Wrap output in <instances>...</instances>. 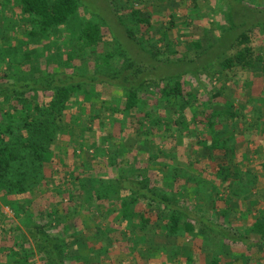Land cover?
I'll return each mask as SVG.
<instances>
[{
    "label": "rangeland",
    "instance_id": "1",
    "mask_svg": "<svg viewBox=\"0 0 264 264\" xmlns=\"http://www.w3.org/2000/svg\"><path fill=\"white\" fill-rule=\"evenodd\" d=\"M78 1V11L68 23L55 28L49 36L41 37L40 42L33 45L36 47L35 50L33 49L30 56L24 58V62H32L34 66L38 64L43 76L56 75L61 81L66 78H71L73 81L74 78L78 82L88 83L83 84L77 90L76 95L87 94L88 91L85 89L97 83L95 85L97 93L91 96L95 95L96 98H93L94 101H91L87 110L79 112L80 110L77 109L78 118L74 115V122L68 123L72 133L70 135L66 133L64 141L56 145L62 147L67 145L70 154L73 152L72 149L77 147L76 154L81 156L86 164L84 171L86 175L82 176H84V183L86 184L87 181L88 185L90 178L99 175L109 177L111 169L106 162L109 160L108 156H102L99 152L100 148L109 145L113 150L112 154L117 156L118 163L112 168L122 167L125 175L140 170V168H135L138 162L137 164H141L142 168L148 169L146 179L150 178L153 183H156L157 189L160 188V191L167 192L176 199L188 213L213 218L215 211L221 213L225 210L227 201L232 200L234 211L227 213L224 217L216 218L233 226L241 235L246 234L247 221L255 216L257 209L264 208V0ZM15 2L17 1L0 0V76L10 81L22 75L32 76L29 66L26 64V66H19L12 62L11 55L6 53L8 48L14 45L30 50L29 41L26 40L28 34L23 31L27 25L26 18ZM87 22L94 23L99 28L96 34L98 37L93 41L85 40L83 36ZM247 29H250L252 50L249 56L253 65L241 71L237 83L231 84L224 79L219 60L213 61L214 54L229 49L226 54L229 56L242 48L243 45L238 48L233 45V42L237 35ZM25 50L20 51L19 54ZM16 54L18 53H13V56ZM223 59L224 57L220 60ZM175 79H180L184 83L185 94L190 92L188 95L190 108L203 111L208 104L227 102L229 106L238 108L237 112L240 113V117L246 115V118L237 120L236 123L232 120L238 133L232 153L225 155L223 152H218L215 158L208 159L212 156L210 157V151L204 147L202 142L205 139L204 132L198 128L196 121L190 120V117L185 124L187 128L181 124L174 125V123L168 132L165 129L167 127L155 128L150 121H146V125L150 126L149 132L143 133L142 130L137 133L132 132L137 128L134 124L127 129L123 126L124 131L122 130L121 121L128 119L120 109L111 114L109 108L113 105L115 98H120L124 94V88L115 82L121 80L124 83H132L134 86H139V90L144 93V88H142L144 86H150L148 90H156L152 84H159V87L171 85ZM105 80L109 82L101 83ZM217 92L220 94L215 97ZM37 96L39 101L44 99L41 93ZM154 96L152 103L157 98V95ZM111 98H114L113 101ZM3 99L0 102V106L3 107L0 111V122L7 120L5 112L19 106L14 98L5 97ZM176 105L178 102H171L167 108L173 111L178 110L180 106L177 108ZM119 106L120 104L117 108H120ZM95 111L100 117L93 123L89 116H94ZM179 113L181 112H176L177 117ZM186 114L190 115L191 112L187 111ZM129 116L136 120L144 115L139 109H135L134 113ZM113 117L115 120L111 122ZM11 120L14 121V119ZM7 122L10 123L9 117ZM121 130L124 133L120 137ZM69 138L71 141H67ZM86 138L94 144L78 148L79 143ZM59 149L55 147L56 152ZM162 150L165 154H161ZM196 157L199 160L198 166L204 167L202 173L195 170L194 166L197 164L193 162ZM227 162L231 168L229 171L224 170L223 175L221 169L226 166ZM159 163L168 165L170 169L164 170ZM222 163L224 165L221 167ZM176 166L179 169L177 174L182 176L181 184L175 181L174 176L166 178V176H157L153 173L157 169L164 170L163 174H174ZM49 167L45 165L44 171L47 172ZM236 167L237 171L234 169ZM60 168L64 171L65 166L61 165ZM67 168L72 169L73 166L69 163ZM55 175L56 183L64 178L63 174L55 173ZM60 175H63L62 179ZM225 179L240 181L239 183L246 184V186L250 184L248 181L253 179L254 182L249 187V194H238L233 193L236 191L237 184H227ZM38 186L39 192L36 193V199L28 202L25 199L20 200L27 202V206L33 213H36L40 203L44 209L49 207V204L54 207L61 205L66 209L74 203L73 212L69 216H66L69 212L63 214L62 217L65 220L62 226L59 224V229L55 230L53 227L56 222L46 229L50 235L58 236L64 244L66 240L72 241L69 243L70 250H67L66 264H96L98 261L100 264H115L114 260L126 264L130 260L127 256L130 245L124 241H122L123 245L118 244L115 232L108 233V241L96 238L95 246L88 241L90 247L87 244H84L83 249L77 247L75 242L77 236H82L84 240L91 238L92 229H83L81 225L93 220L92 217L96 215L95 210L83 208L82 202L76 199L71 201L65 193L63 195L64 186L62 184L59 187L57 184L51 185L48 177L38 183ZM171 189H177L179 194H174L170 191ZM13 197L11 196L10 199ZM10 199L0 193L2 213L0 242L2 240L3 245L15 249V253L32 248L35 251L32 257L33 264H45L46 257L40 252L37 241L32 239L29 228L19 220L15 209L10 207L6 211V206H10L8 203ZM97 202H102L107 207L110 201L103 199ZM215 204L217 209L213 208ZM144 207L145 203L141 201L134 211ZM156 210L157 207L153 208L154 213ZM119 216L121 215L118 214L115 218L113 216L101 217L103 219L95 220V222L107 229ZM181 216L188 218L185 214ZM44 219L42 218L40 223L44 224ZM121 220L124 225L129 222L122 217ZM75 225L77 229L72 230L71 227ZM150 227L154 229L134 233L131 229L125 230L127 237L135 241L139 240L138 245L133 242L131 246L134 247L138 259L145 260L149 256L151 259L155 254L157 255L156 262L160 264H166L162 259L166 256L171 262L169 264H189L188 258L192 255L194 259L192 264H211V252L201 251L202 247L199 245L201 239L187 234L168 236L162 228L154 224ZM67 228L70 229V234L64 235ZM136 234L143 236L142 241L135 239ZM249 237L255 239L256 236L250 234ZM109 247L111 248L105 253L106 257L102 259L100 255L97 256L99 252L104 253ZM215 248L219 249L222 254L219 264H255L257 258H260L257 256L261 255L263 258L260 263L264 264V254L258 252L256 248L251 252L254 257H250L246 263L247 256L244 254L246 247L242 243L224 244L221 242L215 245ZM80 249L85 254L82 258ZM231 252H234V255L230 257ZM87 258H90V262ZM7 260L3 255L0 256V264H15ZM85 260L87 263L84 262Z\"/></svg>",
    "mask_w": 264,
    "mask_h": 264
},
{
    "label": "trees",
    "instance_id": "2",
    "mask_svg": "<svg viewBox=\"0 0 264 264\" xmlns=\"http://www.w3.org/2000/svg\"><path fill=\"white\" fill-rule=\"evenodd\" d=\"M14 1H17L15 3L19 11L26 18L25 23L27 25L23 31L28 34L26 40L27 42L29 41L28 47L30 50H25L26 48L24 47H17L14 45L9 47L6 53L11 55L10 60L19 66H29L32 76L22 75L13 81L4 78V76H0V102L4 100L3 98L5 97H11L16 100L17 105L19 104L17 108L5 112V119L8 120L9 117L10 123H8L7 120L0 122V193L4 194V196L9 199L11 196H14L12 199L8 200V203H10L9 207L13 210L15 209L19 220L29 228L32 233V239L37 241L40 252L46 257L47 261L45 264H66L67 252L70 250L69 243L72 241L66 240L64 244L59 240L58 236L50 235L46 229L47 227H51L53 222H56L55 226L53 225V227H55L54 229H59V224L62 226V222L65 220L62 217L63 214L69 212L66 215L69 216L74 208L73 203L67 207L68 209H64L61 205L60 207H54L52 204H49V207L47 206L46 209H44L43 205L40 203L36 213H33L27 206V202L37 198L39 192L38 183L42 182L45 177H48V180L51 181V185L57 184V187H59L62 184V186H64L63 195L66 194L70 197L71 201H73V199H76L78 202L81 201L83 208L88 210L94 209L96 212L95 217H92L93 220L81 225L83 229H92V232L91 238L89 237L87 240H84L82 236H77L78 238L75 239V242L79 248L83 249L84 244L89 246L88 241L92 243V246H95L96 238H98V240L105 239L108 241V233L115 232L117 236L115 239L118 240V244L123 245L122 241H124L130 245L127 250V256L130 260H128L126 264H160L156 262L155 258L157 255L155 254L151 259L149 258L150 256L146 257L145 260L138 259L134 247L131 246H133V242L138 245L139 240L135 241L133 238L127 237L125 233L127 229H131L133 233L142 230L150 231L154 229L150 227L154 224V226H158L165 230L168 236L187 234L196 239H201L199 245L202 247V250H200L211 252V264H219L222 254L219 249L215 248V245H219L221 242L224 244H244L246 247L244 254L247 256V258H245L246 263L249 261L250 257H254L251 254L253 249L256 248L258 252L264 254V208L256 210L255 216L249 219L245 224L246 234L244 233V235H241L233 226L226 224L224 220L219 221L216 218L220 216L224 217L227 213L234 211L232 200L227 201L226 207L224 208L225 210H222L221 213L216 211L213 213L212 217H215V220L205 215L188 213L186 208L176 199L168 195L167 192L160 191V188V190L157 189L155 187L156 183H153L150 178L146 179L148 169L142 168L141 164H137L138 162L135 168H140V170L126 173L125 175L122 167L117 169L112 168L118 163L117 156L114 153L112 154L113 150L109 145L105 146L109 151H106L104 146L99 149L102 156H108L109 160L106 162L111 169L110 174H108L109 177L99 175L90 178L91 181L89 185L87 181L86 184L84 183L86 164L82 161L81 156L76 154L77 147L73 148V152L70 154L67 145L62 147L56 144L62 140L64 141V135H70V133H72V131L69 130L70 125L68 123L74 122V115L75 118H78L79 115L76 116L77 109L78 111L80 110L79 112L84 111V109L87 110L91 101H94L96 96H91L93 93H97L95 89L97 83L89 85L85 89V91H88L87 94L76 95L77 90L80 89L83 84L87 85L88 83L85 81L78 82L74 78L73 81H71V78H66L61 81L56 75L43 76L38 64L34 66L32 62H24V58L30 56L33 49L35 50L36 47H33V45L38 44L41 37L49 36L55 28L68 23L71 17L78 11L79 1ZM98 30L99 28L96 24L87 22L83 30L84 39L90 41L95 40V38L98 37V35H96ZM250 44V29H247L237 35L236 40L233 42V45L238 46V48L243 45L242 48H239L235 53L229 56H226L229 49L214 54L215 58L213 61L219 60L221 69L223 70V77L225 80L231 82V84L237 83L240 79L239 76L241 75V71L249 69L253 65L251 57L249 56L252 50ZM22 50L25 51L19 54ZM13 53L18 54L13 56ZM223 57L224 59L220 60ZM73 77L77 76L73 75ZM107 81L109 82V80ZM107 81H101V83ZM120 81L121 80L117 83L115 82V84H118V86L121 84L124 88V94L120 98H111V101L114 99V103L109 108L111 114L118 112L117 109H120L122 114L128 119L127 121H121L122 130L124 129L123 126L127 129L131 124H134L137 128L132 132L137 133L140 130H142L143 133H145V131L149 132L150 126L146 125V121H150L151 125L155 128L159 126L167 127L165 129L168 132L170 131V126L174 123V125L181 124L183 127H186L187 125L185 124L190 117V120L196 121L199 126L198 128L204 132L205 141L203 140L202 142L204 143V147L210 151V157L212 156V158L208 159L212 160L215 158L218 152H223L227 155L234 151L238 133L232 124V120L236 123L237 120L240 121V119L246 118V115L240 117V113L237 112L238 108H234L231 105L229 106L228 103L225 102L224 104H208L203 111L197 108L192 109L190 108V97H188L190 92L185 94L184 83L180 79H175V82L171 85L161 87H159V84H152L156 90H148L150 86H144L142 87L144 88V93L139 90V86ZM38 93L44 96L42 101L37 99ZM219 94L220 93L217 92L214 96L217 97ZM154 95H157V98L156 101L152 103V98H155ZM79 98L81 99L80 101ZM74 102L76 106L73 104ZM171 102H178V105H176L177 108L180 106L178 110L173 111L167 108ZM119 104L120 108H117ZM1 109H3V107L0 106V111H2ZM135 109H139L140 113H143L144 116H140V119L138 118L136 120L130 117L129 115L134 113ZM14 111L15 113H13ZM187 111L191 112V114L187 115ZM176 112H181L178 117L176 116ZM99 117L96 111L94 112V116H89L90 121L93 123L95 120H98ZM11 119H14V121ZM118 119L121 120L122 118ZM114 120L115 118L113 117L111 122H114ZM93 123L92 125L94 126ZM122 130L119 133L120 137L122 133H124V130ZM223 135L226 136L223 137ZM67 141H71L70 138ZM87 144L91 145L94 144V142L86 138L83 142L79 143L78 148H83ZM55 147L60 148L58 152L55 151ZM161 154H165V152L162 150ZM69 163L73 166L72 169L67 168ZM193 163L197 164V166H194L195 170L202 173L204 167L198 166L199 160L197 157ZM45 165L50 166L47 169L49 174L46 170L44 171ZM61 165L65 166V168H63L64 171L60 168ZM159 165H162L164 170L170 169L166 164L159 163ZM223 165L222 163L221 167ZM225 165L226 166L221 169L222 174L224 170L227 169L229 171V168H231L229 162ZM174 169V174H163L164 170L161 171L157 169H155L153 173L157 176H166V178H172L174 176L175 181L177 180L181 184L180 180L182 176L177 174L179 172L178 166ZM234 169L236 171L238 170L237 167ZM55 173L64 175V178L63 175H60L61 179L63 178L61 182L56 183ZM229 173L230 172H228V174ZM136 178L140 179L137 180ZM225 181L227 184H237L235 187L236 191H233V193L235 192L238 194H249V187L254 182L252 179L248 181V184H250L246 186V184L239 183L240 181L236 182L230 179H225ZM46 183L48 184V182ZM170 188H172V186ZM170 191L174 194H179L177 189H171ZM21 199H25L27 202H21ZM103 199L110 201L107 207H105L102 202H97ZM141 201L145 203V207L138 211H134L136 205ZM156 207L157 210L154 213L153 208ZM213 208L217 209L216 204L213 205ZM35 214L38 215L39 218L38 216L36 217ZM118 214L121 215L117 219L118 221L115 220L114 224L111 223L110 227L107 229L100 227L97 222H95V220L103 219L101 217L113 216L115 218ZM181 214H185V217L188 218H184ZM0 216H2L1 211ZM121 217L129 222L124 225ZM42 218H45L44 224L40 223ZM108 220L109 219H107V221ZM71 228H73L72 230L77 229L76 225ZM78 229H80V227ZM69 234L70 229L67 228L64 235ZM250 234H255V239L250 238ZM135 236V239H141L142 241V235L136 234ZM110 248L111 247L104 253L102 251L99 252L97 256L100 255L103 259L106 257L105 253H107ZM233 253L234 252H231L230 257L234 255ZM34 254L35 251L32 248L27 251L23 249V252L17 251V253H15V249L3 245L2 240L0 242V256L3 255L5 260L8 259L7 261L9 263L33 264L32 257ZM113 254L115 253L113 252ZM84 255L85 254L80 249V257L82 258ZM257 257L260 258H257L255 264H261L262 255ZM162 259L166 264L171 263L167 256ZM188 259V262H190L189 264H192L194 261L193 256L191 255ZM87 261L90 262V258H87ZM87 261L85 260L84 262L87 263ZM114 262L115 264H123L120 261L114 260ZM96 264H100V262L98 261Z\"/></svg>",
    "mask_w": 264,
    "mask_h": 264
},
{
    "label": "built area",
    "instance_id": "3",
    "mask_svg": "<svg viewBox=\"0 0 264 264\" xmlns=\"http://www.w3.org/2000/svg\"><path fill=\"white\" fill-rule=\"evenodd\" d=\"M8 209H10V207H9V206H6V211H7Z\"/></svg>",
    "mask_w": 264,
    "mask_h": 264
},
{
    "label": "crops",
    "instance_id": "4",
    "mask_svg": "<svg viewBox=\"0 0 264 264\" xmlns=\"http://www.w3.org/2000/svg\"><path fill=\"white\" fill-rule=\"evenodd\" d=\"M157 261V260H156Z\"/></svg>",
    "mask_w": 264,
    "mask_h": 264
}]
</instances>
